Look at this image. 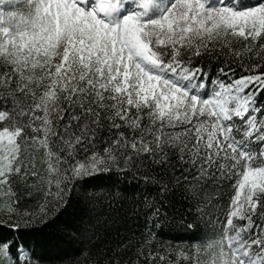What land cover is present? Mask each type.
<instances>
[{"label": "snow or ice", "instance_id": "6c2138e0", "mask_svg": "<svg viewBox=\"0 0 264 264\" xmlns=\"http://www.w3.org/2000/svg\"><path fill=\"white\" fill-rule=\"evenodd\" d=\"M0 264H264V0H0Z\"/></svg>", "mask_w": 264, "mask_h": 264}, {"label": "trees", "instance_id": "16d2710c", "mask_svg": "<svg viewBox=\"0 0 264 264\" xmlns=\"http://www.w3.org/2000/svg\"><path fill=\"white\" fill-rule=\"evenodd\" d=\"M101 182H103V179L101 178ZM135 225L130 223L126 226H124V228L126 227H134ZM124 228L121 229V231H124ZM20 231H23L25 233H28L30 235L33 236H39L42 235V232L39 231H35L32 229H22ZM44 232L50 231V229H44ZM126 234V233H125ZM191 237V233H185V232H176V231H172V232H165L163 238L164 239H169V240H175V241H171L173 244H183V245H187L189 243V238ZM183 240V241H179V240ZM195 243V242H193ZM62 253H58L56 251H48L46 252V255L49 257H53V256H57V255H61Z\"/></svg>", "mask_w": 264, "mask_h": 264}]
</instances>
